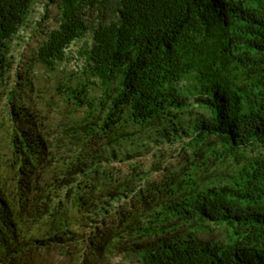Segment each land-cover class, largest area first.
Here are the masks:
<instances>
[{
    "label": "trees",
    "instance_id": "16d2710c",
    "mask_svg": "<svg viewBox=\"0 0 264 264\" xmlns=\"http://www.w3.org/2000/svg\"><path fill=\"white\" fill-rule=\"evenodd\" d=\"M55 258L264 264V0H0V264Z\"/></svg>",
    "mask_w": 264,
    "mask_h": 264
},
{
    "label": "rangeland",
    "instance_id": "374dc122",
    "mask_svg": "<svg viewBox=\"0 0 264 264\" xmlns=\"http://www.w3.org/2000/svg\"><path fill=\"white\" fill-rule=\"evenodd\" d=\"M199 239L201 242H214V241L220 240L221 235L219 231H217L214 228H211V231L209 233L202 234ZM52 263L62 264V262L58 258H55L54 260H52Z\"/></svg>",
    "mask_w": 264,
    "mask_h": 264
}]
</instances>
